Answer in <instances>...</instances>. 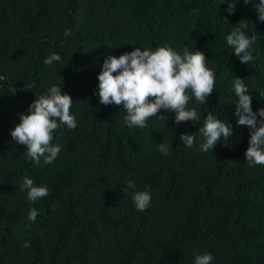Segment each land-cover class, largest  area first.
<instances>
[{"label":"trees","instance_id":"1","mask_svg":"<svg viewBox=\"0 0 264 264\" xmlns=\"http://www.w3.org/2000/svg\"><path fill=\"white\" fill-rule=\"evenodd\" d=\"M230 2L231 15L229 0H0V264H194L207 253L211 264H264V165L246 163L250 132L237 125L233 90L243 79L253 110L264 108V22L251 4ZM240 21L257 36L249 64L226 41ZM165 46L181 56L202 51L213 93L201 105L187 90L196 124H177L161 109L163 118L130 128L123 105L99 103L103 62ZM53 53L61 61L46 66ZM53 85L72 97L77 127L55 130L61 152L37 165L10 131ZM209 111L234 134L203 152L199 128ZM185 133L195 136L192 147L181 143ZM162 142L171 155L161 154ZM24 177L50 195L30 202ZM129 180L150 192L146 211L122 191Z\"/></svg>","mask_w":264,"mask_h":264},{"label":"clouds","instance_id":"2","mask_svg":"<svg viewBox=\"0 0 264 264\" xmlns=\"http://www.w3.org/2000/svg\"><path fill=\"white\" fill-rule=\"evenodd\" d=\"M224 2L225 0H221V4ZM244 3L251 4L258 14V20L264 22V0H259L258 3L244 0ZM235 9L236 4L229 0L227 13L234 14ZM242 21L227 35L226 41L234 49L233 53L240 62L249 64L256 59L252 46L256 43L257 36L253 33L249 37L246 33L247 25ZM64 35L68 37L74 33L71 29H66ZM205 60L202 51L190 52L185 48L181 56L169 46L159 47L154 51L136 47L134 51L126 52L118 58L109 55L98 74L99 103L105 106L123 105L126 110L124 122L130 128H144L149 118H163V115H158L161 109L165 112L172 110L177 124L188 121L196 124L201 117L195 108H186L191 99L186 92L190 89L199 104H207L208 97L214 90L215 79L214 73L206 67ZM58 61H61V56L53 53L45 58L44 64L48 66ZM4 79L0 76V81ZM233 90L237 97L234 103L237 125L247 126L250 132L249 147L245 152L246 163L251 167L264 165V108L253 110L252 95L243 79L236 77ZM12 91L14 94L16 88ZM72 104V97L62 92L59 86L53 85L30 104V114H19L21 122L10 131V135L18 144L26 146L25 154L37 165L41 158L45 164H52L61 152V145L52 143L55 130L62 125H66L68 129L77 127L75 116L70 115ZM199 132L204 137V142L200 145L203 152L213 151L221 138L226 141L234 134L232 125L219 119L211 111L207 113L204 126L199 128ZM180 140L186 147H192L195 136L181 134ZM157 147L162 155H171L168 144L162 142ZM20 190L27 192V199L33 204L50 195L46 185L36 186L28 177H24ZM129 190L133 192L132 200L136 209L146 211L151 204L150 192L136 190V185L131 180L126 182L122 191L127 193ZM37 215L38 210L32 208L28 219L35 222ZM22 247H30V243L26 241ZM212 260L211 253L197 255L194 264H211Z\"/></svg>","mask_w":264,"mask_h":264}]
</instances>
